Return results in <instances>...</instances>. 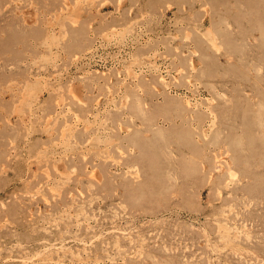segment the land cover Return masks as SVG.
I'll return each instance as SVG.
<instances>
[{"label": "rangeland", "instance_id": "rangeland-1", "mask_svg": "<svg viewBox=\"0 0 264 264\" xmlns=\"http://www.w3.org/2000/svg\"><path fill=\"white\" fill-rule=\"evenodd\" d=\"M0 264H264V0H0Z\"/></svg>", "mask_w": 264, "mask_h": 264}, {"label": "bare ground", "instance_id": "bare-ground-1", "mask_svg": "<svg viewBox=\"0 0 264 264\" xmlns=\"http://www.w3.org/2000/svg\"><path fill=\"white\" fill-rule=\"evenodd\" d=\"M60 246H62V245H60ZM64 247V246H63Z\"/></svg>", "mask_w": 264, "mask_h": 264}]
</instances>
